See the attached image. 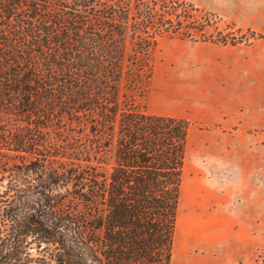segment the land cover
I'll list each match as a JSON object with an SVG mask.
<instances>
[{"label":"trees","instance_id":"trees-1","mask_svg":"<svg viewBox=\"0 0 264 264\" xmlns=\"http://www.w3.org/2000/svg\"><path fill=\"white\" fill-rule=\"evenodd\" d=\"M185 5L0 0V264H169L188 129L136 98Z\"/></svg>","mask_w":264,"mask_h":264},{"label":"rangeland","instance_id":"rangeland-1","mask_svg":"<svg viewBox=\"0 0 264 264\" xmlns=\"http://www.w3.org/2000/svg\"><path fill=\"white\" fill-rule=\"evenodd\" d=\"M178 1L202 30L156 37L147 87L136 98L145 111L183 119L188 129L169 264H263L264 134L205 125L200 116L207 102L221 100L220 56L264 55V0ZM255 64L241 60V80L257 73Z\"/></svg>","mask_w":264,"mask_h":264},{"label":"crops","instance_id":"crops-1","mask_svg":"<svg viewBox=\"0 0 264 264\" xmlns=\"http://www.w3.org/2000/svg\"><path fill=\"white\" fill-rule=\"evenodd\" d=\"M253 55V54H252ZM226 59L222 67L223 74L219 102H207L203 107L200 120L205 125H217L235 130H254V133L264 134V55L255 57L229 53L220 56ZM259 58L258 60H255ZM246 62L248 65L259 64L257 73L246 74L241 80L238 64ZM253 92V96L252 93ZM183 106V105H182ZM187 108V104L183 106ZM194 106L189 109H194ZM178 115L184 116L185 111Z\"/></svg>","mask_w":264,"mask_h":264}]
</instances>
